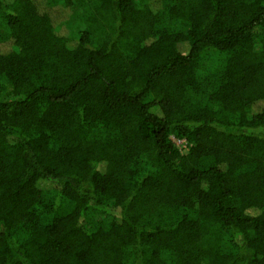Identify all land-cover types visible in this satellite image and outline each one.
I'll use <instances>...</instances> for the list:
<instances>
[{
	"label": "trees",
	"instance_id": "1",
	"mask_svg": "<svg viewBox=\"0 0 264 264\" xmlns=\"http://www.w3.org/2000/svg\"><path fill=\"white\" fill-rule=\"evenodd\" d=\"M2 44L0 264H264V0H0Z\"/></svg>",
	"mask_w": 264,
	"mask_h": 264
},
{
	"label": "rangeland",
	"instance_id": "2",
	"mask_svg": "<svg viewBox=\"0 0 264 264\" xmlns=\"http://www.w3.org/2000/svg\"><path fill=\"white\" fill-rule=\"evenodd\" d=\"M66 14H61L58 15L55 21V25L56 27L60 30L61 33L67 34V35H71V30L69 29V27H67V22H68V15L67 12H64ZM0 49L4 50V44L0 45ZM177 143H182L180 141H177Z\"/></svg>",
	"mask_w": 264,
	"mask_h": 264
}]
</instances>
